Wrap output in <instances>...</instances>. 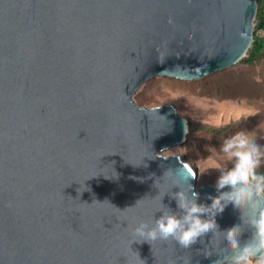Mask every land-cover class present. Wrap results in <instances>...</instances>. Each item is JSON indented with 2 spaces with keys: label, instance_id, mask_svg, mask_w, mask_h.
Segmentation results:
<instances>
[{
  "label": "water",
  "instance_id": "1",
  "mask_svg": "<svg viewBox=\"0 0 264 264\" xmlns=\"http://www.w3.org/2000/svg\"><path fill=\"white\" fill-rule=\"evenodd\" d=\"M256 0H0V264H209L223 234L189 249L133 241L131 229L213 185L181 156L187 122L172 105L139 107L153 77L194 80L253 43ZM187 129V132H186ZM182 170V175L178 172ZM243 212V216H242ZM218 229L252 230L228 206ZM228 263V260H225Z\"/></svg>",
  "mask_w": 264,
  "mask_h": 264
},
{
  "label": "rangeland",
  "instance_id": "2",
  "mask_svg": "<svg viewBox=\"0 0 264 264\" xmlns=\"http://www.w3.org/2000/svg\"><path fill=\"white\" fill-rule=\"evenodd\" d=\"M264 15V0H256L253 35L257 31V14ZM139 107L153 108L172 105L188 126L182 144L169 147L159 154L181 156L197 171L196 190L213 185L221 166L231 169L219 149L227 138L239 133L264 146V49L254 58L249 55L235 65L194 80L153 77L144 82L132 95ZM231 127L220 135L203 131L206 127ZM264 164V159L261 165ZM260 168L257 169L259 172ZM225 264H229L225 263Z\"/></svg>",
  "mask_w": 264,
  "mask_h": 264
},
{
  "label": "clouds",
  "instance_id": "3",
  "mask_svg": "<svg viewBox=\"0 0 264 264\" xmlns=\"http://www.w3.org/2000/svg\"><path fill=\"white\" fill-rule=\"evenodd\" d=\"M250 134L239 133L227 138L219 149V154L230 162L231 169L221 166L216 182L220 199L214 201L215 215L211 222L203 218L208 211L203 204L197 203L196 195L191 197L184 191L173 194L180 214L160 208L161 214L151 222L140 221L132 227L133 241H154L173 239L181 248L189 249L197 241L212 234H223L227 256L214 258L213 250L205 253L209 264H264V174L258 173L264 159V146L249 139ZM182 175V170H178ZM231 206L234 211L246 210L248 224L252 230L250 238L241 242L240 225L220 230L215 219ZM243 216V212H242Z\"/></svg>",
  "mask_w": 264,
  "mask_h": 264
},
{
  "label": "trees",
  "instance_id": "4",
  "mask_svg": "<svg viewBox=\"0 0 264 264\" xmlns=\"http://www.w3.org/2000/svg\"><path fill=\"white\" fill-rule=\"evenodd\" d=\"M257 31H261L264 33V15L259 13L257 14ZM264 49V36L259 37L256 35V32H254L253 35V43L248 50L247 54L249 55V59L254 58L256 55H258L262 50ZM231 127V124H228L224 127H206L203 128V131L212 135H220L223 132H225L227 129ZM259 172L261 174H264V164L260 166Z\"/></svg>",
  "mask_w": 264,
  "mask_h": 264
},
{
  "label": "bare ground",
  "instance_id": "5",
  "mask_svg": "<svg viewBox=\"0 0 264 264\" xmlns=\"http://www.w3.org/2000/svg\"><path fill=\"white\" fill-rule=\"evenodd\" d=\"M186 132H187V129H186ZM172 147H174V146H172Z\"/></svg>",
  "mask_w": 264,
  "mask_h": 264
}]
</instances>
